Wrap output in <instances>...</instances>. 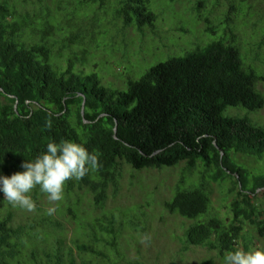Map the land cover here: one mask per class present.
Segmentation results:
<instances>
[{"label":"trees","instance_id":"1","mask_svg":"<svg viewBox=\"0 0 264 264\" xmlns=\"http://www.w3.org/2000/svg\"><path fill=\"white\" fill-rule=\"evenodd\" d=\"M116 1L125 26L154 28L157 14L150 0ZM11 6L10 0H0V174L20 175L28 188L38 189L36 194L53 178L79 202H92L95 211L107 203L111 186L117 190L124 164L140 171L182 163L180 181L164 205L170 213L199 218L186 228L187 245L230 257L237 241L246 238L245 223L264 239V170L252 174L245 165L248 157L264 162V126L248 116L224 114L228 107L263 108L257 84L264 77L245 62L233 28L230 41L217 29L219 40L209 37L183 56L154 64L122 89L104 84L98 72L75 71V60L81 57L73 50L64 69L52 61L53 34L66 30L67 39L81 42L82 24L48 16L28 22ZM207 31L214 32L210 25ZM227 180L228 192L235 195L228 221L211 213L210 183ZM12 220L11 211L0 215V264H114L105 250L119 255L122 226L116 217L91 216L82 209L78 235L89 243H74L105 261L78 263L73 248H66L65 238L58 235L61 221L46 217L48 235L54 239L48 259L14 263L23 227H14ZM263 259L264 251L257 264ZM200 264L215 262L208 257Z\"/></svg>","mask_w":264,"mask_h":264},{"label":"rangeland","instance_id":"2","mask_svg":"<svg viewBox=\"0 0 264 264\" xmlns=\"http://www.w3.org/2000/svg\"><path fill=\"white\" fill-rule=\"evenodd\" d=\"M150 1L157 20L154 28L144 27L143 31L124 25L123 18L117 13L116 0H108L104 5L77 0H10V4L16 15L27 18L28 22L36 20L39 23L48 16L61 22L67 18L70 22L82 24L81 30L85 34L81 42L67 39L66 30L53 34L49 40L52 43V61L64 69L73 50L81 57L75 60V71L98 72L109 87L127 89L130 79H139L154 64L183 56L210 38L219 40L214 36L217 29L220 37L228 34L230 41L232 28L238 45L234 43L242 50L245 62L254 64L258 74L264 77V0H208L207 3L198 2V6L195 0ZM207 25L214 32L209 34ZM257 88L264 95V79L258 82ZM224 114L248 116L264 126V106L257 112L228 107ZM245 165L252 174L264 170L263 159L248 157ZM183 167L181 163L164 170L139 171L124 164L117 190L111 186L107 203L95 211H92V202L85 198L79 202L73 192L68 193L63 183L53 178L44 190L36 194L38 189L28 188L20 175L0 174V215L11 211L12 225L23 227L19 254L14 263H40L48 259L54 239L48 235L50 229L46 217L61 221L63 227L58 235L65 238L66 248H73L78 263L95 259L105 261L103 257L97 258L91 252L80 250L74 243L77 239L84 244L89 243L78 235L82 232L80 217L83 209L90 211L91 216L114 215L118 226L121 224L119 255L105 250L114 264H200L208 257L213 258L215 264H257L264 251V239L249 223L244 225L246 238L237 241V251L230 257L219 256L215 250L203 246L186 244V228L199 218L190 220L178 213H170L164 205L180 181ZM199 170L197 168L196 172ZM210 183L211 213L230 220L229 207L235 196L228 192L230 180L223 184ZM129 219L137 226L131 224L130 228ZM246 241L249 249H246ZM263 262L264 259L260 264Z\"/></svg>","mask_w":264,"mask_h":264},{"label":"water","instance_id":"3","mask_svg":"<svg viewBox=\"0 0 264 264\" xmlns=\"http://www.w3.org/2000/svg\"><path fill=\"white\" fill-rule=\"evenodd\" d=\"M84 107H85V104H84V102L82 103V113H84ZM116 131H117V128H116V126H115V128H114V132H115V134H114V136L116 137ZM221 155H223V152L221 151Z\"/></svg>","mask_w":264,"mask_h":264}]
</instances>
